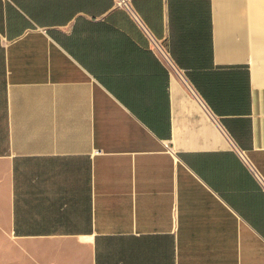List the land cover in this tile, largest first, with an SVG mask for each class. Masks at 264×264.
I'll list each match as a JSON object with an SVG mask.
<instances>
[{
	"label": "crops",
	"instance_id": "crops-1",
	"mask_svg": "<svg viewBox=\"0 0 264 264\" xmlns=\"http://www.w3.org/2000/svg\"><path fill=\"white\" fill-rule=\"evenodd\" d=\"M130 5L0 0V264H264V0Z\"/></svg>",
	"mask_w": 264,
	"mask_h": 264
},
{
	"label": "built area",
	"instance_id": "built-area-1",
	"mask_svg": "<svg viewBox=\"0 0 264 264\" xmlns=\"http://www.w3.org/2000/svg\"><path fill=\"white\" fill-rule=\"evenodd\" d=\"M116 2H117V5H118L119 7H124V8L131 9V5H130L131 0H116ZM135 17L137 18V20H139L138 15L135 14ZM154 44L156 45V42H154ZM156 48H158V50L162 53V55H163L165 58L169 59L168 54H167V52L164 50V48H162L161 46H157Z\"/></svg>",
	"mask_w": 264,
	"mask_h": 264
},
{
	"label": "rangeland",
	"instance_id": "rangeland-1",
	"mask_svg": "<svg viewBox=\"0 0 264 264\" xmlns=\"http://www.w3.org/2000/svg\"><path fill=\"white\" fill-rule=\"evenodd\" d=\"M2 256L0 255V258H1Z\"/></svg>",
	"mask_w": 264,
	"mask_h": 264
}]
</instances>
